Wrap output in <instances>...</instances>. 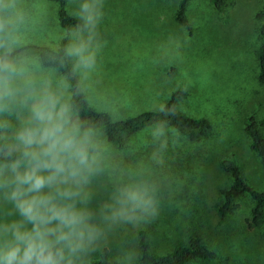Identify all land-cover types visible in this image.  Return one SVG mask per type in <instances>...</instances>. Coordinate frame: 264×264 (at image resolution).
I'll return each mask as SVG.
<instances>
[{"label": "clouds", "instance_id": "obj_1", "mask_svg": "<svg viewBox=\"0 0 264 264\" xmlns=\"http://www.w3.org/2000/svg\"><path fill=\"white\" fill-rule=\"evenodd\" d=\"M69 3L75 23L48 53L29 46L24 0H0V264H94L117 227L157 218L162 182L184 183L159 175L182 139L175 106L150 111L151 151L129 164L139 146L119 108L90 111L103 0Z\"/></svg>", "mask_w": 264, "mask_h": 264}, {"label": "rangeland", "instance_id": "obj_2", "mask_svg": "<svg viewBox=\"0 0 264 264\" xmlns=\"http://www.w3.org/2000/svg\"><path fill=\"white\" fill-rule=\"evenodd\" d=\"M65 1L71 15L75 4ZM178 1L103 0L104 15L98 26L103 47L92 77V107H118L126 119L163 105L173 92H182V112L206 118L212 136L198 142L182 138L178 147L169 149L167 167L159 175L178 177L184 183L177 190L162 182L160 213L142 225L166 224L170 238L181 210L186 224L201 226L207 235L217 256L209 264H264V224L260 229L246 226L250 200L236 199L233 210L221 222L215 208L219 190L229 185L228 176L217 167L220 158L233 160L249 187L264 192V168L249 151L242 132L248 115L264 117V90L254 80L259 42L255 15L264 0H227L221 14L206 0H192L185 12L190 35L173 19ZM24 3L29 44L56 47L63 33L56 21V5L46 0ZM261 131L264 137V128ZM143 139L142 133L133 140L142 150L125 156V164L141 158L143 148L151 151ZM194 163L197 166L193 168ZM183 202L184 211L180 207ZM137 227L114 230L107 250L110 258L130 253L134 260ZM168 238L153 244L156 251L173 241L166 242Z\"/></svg>", "mask_w": 264, "mask_h": 264}, {"label": "trees", "instance_id": "obj_3", "mask_svg": "<svg viewBox=\"0 0 264 264\" xmlns=\"http://www.w3.org/2000/svg\"><path fill=\"white\" fill-rule=\"evenodd\" d=\"M56 5V21L58 26L64 32L65 29L71 27L75 20L66 9L65 0H46ZM211 9L218 14L224 11L227 0H206ZM192 0H179L176 11L174 12V21L188 35L191 34V26L189 25L185 12L188 4ZM255 19L259 22L256 28L258 37V47L255 52L257 74L254 80L259 88L264 90V6L255 15ZM261 19V20H260ZM66 41L60 38L56 47H62ZM36 51L51 53V49L43 45L29 44ZM48 67V65H45ZM75 83V81H71ZM185 97L182 92H173L163 105L177 109L176 119L173 121V126L182 132V138L190 142H198L210 139L212 136V127L209 121L204 117H192L183 113L179 107L180 101ZM98 109L91 107L90 111L96 115H102L107 120V115L98 113ZM151 111V110H150ZM150 111H143L133 117L125 119L126 127L130 132V139L135 140L136 136L143 133V124L151 115ZM264 128V117L257 119L253 115H248L243 121L242 132L248 139V149L258 159L260 165L264 168V137L261 129ZM111 140L112 138L109 137ZM116 148H120L119 142H116ZM139 150H142L139 148ZM138 150V151H139ZM149 151L143 148L140 151L142 155H147ZM134 158V157H133ZM132 160V159H130ZM134 158V162L137 161ZM132 163V162H130ZM197 165L194 163L193 168ZM218 169L229 178V185L226 188L219 190V204L215 207L219 222H221L234 208V201L240 197H247L251 202L249 219L246 221L248 229H260L264 224V192H259L246 183L238 165L229 158H220L217 161ZM187 203V202H186ZM184 202L180 205L183 209ZM184 211V209H183ZM178 212V208H177ZM180 220L174 223L172 236L170 238L169 226L165 225H148L138 226L135 233V257L130 264H209L215 261L217 256L215 251L207 243V235L204 234L201 226L193 223L184 222L183 216L185 212H178ZM173 241L165 244L161 251H156V245L162 240ZM94 264H114L112 258L109 257V252L100 254L94 259Z\"/></svg>", "mask_w": 264, "mask_h": 264}]
</instances>
